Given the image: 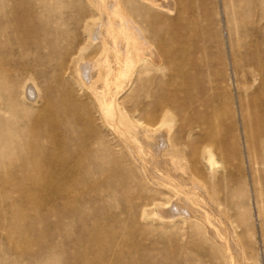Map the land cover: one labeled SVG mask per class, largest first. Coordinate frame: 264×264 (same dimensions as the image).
Returning <instances> with one entry per match:
<instances>
[{
    "label": "bare ground",
    "instance_id": "6f19581e",
    "mask_svg": "<svg viewBox=\"0 0 264 264\" xmlns=\"http://www.w3.org/2000/svg\"><path fill=\"white\" fill-rule=\"evenodd\" d=\"M209 2L181 0L189 9L184 5L176 21H166L170 32H181L180 36L171 34L170 44H183L186 36H191L200 49L206 41H213L209 30L213 22L207 9ZM136 4L138 6L128 5L124 0H0L3 7L0 11V209L3 210L0 213V244L6 241L8 248L6 251L5 245L0 246L4 251L0 254V264H27V236L31 234L38 240L44 224L50 223L42 218L45 176L52 175L49 186L54 188L57 184L54 175L68 165L59 161V138L64 133L66 137L75 133L73 126L76 125L71 123L75 110L70 107L71 104L80 105L76 104L77 99L68 102L63 98L60 101L66 102L67 107L64 114L57 115L52 105L58 104L54 91L58 81L63 80L62 85L73 92L70 81L65 79L74 77L79 96L85 90L92 93L110 119L117 95L132 83L134 73L140 67L148 68L150 63L156 67L162 64L152 45V40H158L154 27L149 25L150 29H143L134 17L138 15L141 22L152 24L159 16L148 6L157 10L173 8L165 0H139ZM231 6L236 24L250 27L251 37L245 32L241 34L242 39L253 41L239 43L247 52L243 68L253 77V86L262 81L259 89H263L264 0H231ZM67 21L82 22L86 36L70 59L73 70L60 68L64 62L60 43L75 38L64 30ZM130 41L132 45L129 46ZM96 43H99L97 48ZM93 47L95 54L86 56ZM43 89L48 93V104L43 101L44 96L41 97ZM169 94L158 89L139 97V103L143 104L154 98L156 102L151 105L155 114L143 117V111L136 107L132 117L135 128L130 133L120 131L143 174L138 187L142 189L148 182L164 188L165 192L155 191L150 197L153 205L158 204L154 212L157 216L167 221L182 220L184 225L195 221L201 234L219 246L231 264H248L241 247L243 219L236 213L248 184L245 177L237 174L244 172L234 161L237 145L234 144V151L224 145L218 114L210 115L209 122H213L214 127L209 133L205 131L206 120L190 119L204 109L201 92L195 93L188 83L184 89L186 104L183 108L175 103L159 102ZM250 100L253 108L245 116L243 133L249 150L255 154V166L259 160L264 166V99L254 95ZM181 110L186 119L171 140L172 127L168 120L174 119L173 111ZM43 127H46L45 133ZM184 134L189 138L195 135L201 138V147H194V142L188 143ZM186 148L191 150L192 171L186 167ZM97 164L95 159L93 165L97 167ZM177 164L182 167L178 168ZM256 192L254 195L263 204L264 193ZM29 195L32 200L28 199ZM50 201L56 205L53 194ZM18 214L20 216L15 217ZM10 251L15 252L14 257ZM32 259L33 264H41L39 255Z\"/></svg>",
    "mask_w": 264,
    "mask_h": 264
},
{
    "label": "rangeland",
    "instance_id": "374dc122",
    "mask_svg": "<svg viewBox=\"0 0 264 264\" xmlns=\"http://www.w3.org/2000/svg\"><path fill=\"white\" fill-rule=\"evenodd\" d=\"M124 1L135 6L139 2ZM165 1L173 9L157 10L148 6L159 16L154 23H143L138 15L134 17L143 29H150L149 25L154 27L158 40H152V45L163 62L159 67L150 63L148 68L140 67L134 73L132 83L117 95L110 119L92 93L85 90L79 96L74 77L65 79L70 81L73 92L62 85L63 80L58 81L54 88L59 100L57 105H52V109L57 111V115L64 114L63 110L67 107L66 102L60 101L63 98L68 102L77 99L76 104L80 105L71 104L70 107L75 110L71 120L76 125L73 126L75 133L72 137H66L64 133L59 138L58 158L68 165L54 175L57 180L54 188L49 186L52 175L45 176L42 218L50 223L44 224L38 240L31 234L27 236V264L34 263L32 258L36 254L40 256L41 264H231L226 253L201 234L195 221L190 220L184 225L182 220L167 221L154 213L158 204H152L151 194L165 192V189L148 182L142 185V189L138 187V181L143 177L140 165L130 155L120 134V131L130 133L135 128L132 117L136 107L143 111V117L144 114L147 117L155 114L151 105L154 98L143 104L139 103V97L149 91L153 93L164 89L170 94L160 98L159 102L182 107L186 104L184 89L188 83L195 93L203 94L204 104L201 114L190 119L199 117L206 120L205 131L209 133L214 127V123L209 122L210 115L218 114L224 145L233 151L234 144L237 145L234 161L244 170L242 174H237L245 177L248 184L242 203L236 208V213L243 219L240 231L242 253L246 263L264 264V217L261 216V211L264 214V203L260 204L254 195L255 190L256 194L259 190L264 193V166L260 160L255 166V154L249 150L243 133L245 116L253 108L250 99L254 95L264 99V88L259 89L262 81L253 86V77L243 68L247 52L239 43L253 42L250 38L243 40L241 37L245 32L251 37L250 27L236 24L231 0H210L207 9L213 16L209 27L213 41H206L200 49L191 36H186L183 44H170L171 34L180 36L181 32H170L166 21H176L180 10L189 9V5L182 4L181 0ZM2 9L0 6V11ZM65 29L75 38L60 43L64 61L60 68L73 70L70 59H73L74 51L83 45L86 36L82 22L67 21ZM97 46L99 43H96ZM95 47L86 56L95 54ZM50 81L53 83L55 80ZM42 96L48 104V93L44 89ZM173 113L174 119L168 120L172 127L171 140L175 139L186 119L182 110ZM42 130L44 133L47 131L46 127ZM184 138L188 143L194 142V147H201V138L196 135L189 138L184 134ZM186 153V167L192 171L191 150L186 148ZM95 159L97 167L93 165ZM177 167L182 165L177 164ZM52 194L56 197L55 206L50 201ZM28 199L32 200V195ZM2 211L0 209V213ZM11 241L15 245V238L12 237ZM4 245L8 251L6 241ZM13 253L10 251L9 254L13 256ZM0 254H4L2 248Z\"/></svg>",
    "mask_w": 264,
    "mask_h": 264
}]
</instances>
